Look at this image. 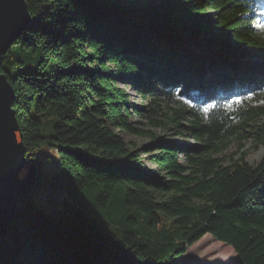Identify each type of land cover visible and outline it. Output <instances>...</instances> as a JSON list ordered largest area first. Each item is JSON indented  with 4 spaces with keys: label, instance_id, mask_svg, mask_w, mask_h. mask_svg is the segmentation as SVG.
<instances>
[{
    "label": "trees",
    "instance_id": "1",
    "mask_svg": "<svg viewBox=\"0 0 264 264\" xmlns=\"http://www.w3.org/2000/svg\"><path fill=\"white\" fill-rule=\"evenodd\" d=\"M26 1L30 21L0 72L15 91L36 181L0 236V264H172L207 236L234 249L236 264H264V154L256 165L246 150L230 164L213 156L236 134L239 150L251 134L255 148L264 145V105H255L264 61L253 59L264 53L261 0ZM119 80L156 104L172 100L169 88L180 83V95L214 102L186 127L203 144L135 125L138 111ZM232 96L253 131L232 125ZM180 113L171 117L177 125ZM112 125L152 141L133 149ZM45 146L59 158L52 175ZM42 184L63 193L60 202L49 198L60 207L52 215L36 201Z\"/></svg>",
    "mask_w": 264,
    "mask_h": 264
},
{
    "label": "rangeland",
    "instance_id": "2",
    "mask_svg": "<svg viewBox=\"0 0 264 264\" xmlns=\"http://www.w3.org/2000/svg\"><path fill=\"white\" fill-rule=\"evenodd\" d=\"M241 51H245L244 48H241ZM256 57H264V53L254 54ZM119 84L127 88L130 96L131 102L136 107L137 113L131 115L130 119L135 124L144 129H148L150 132L155 133L159 136L165 137L168 140L182 142L188 145H199L203 144V141L200 138H197L193 133L186 127L190 125L192 120V112H197L201 118L205 119L208 110L213 107L212 103H198L187 96L180 95L179 88L182 86L181 83L177 87H171L169 89L173 90V99H163L159 98L156 102L153 101V98L150 96H141L139 92L132 88L126 82L121 80L118 81ZM153 103V104H151ZM151 105L155 108V111H151ZM159 105V106H158ZM244 102L240 98H235L230 100L227 103V108L229 112H232L230 120L232 119V125H237L240 132H246L252 130L246 125L244 129V119L247 118V114L241 111ZM255 105L261 106L264 105V92H262ZM181 111V125L171 120V117L174 115V112ZM201 113V114H200ZM170 119V120H168ZM261 121H264V115L261 116ZM155 121H161L163 123H155ZM165 122V123H164ZM252 123V122H251ZM113 129L118 131L123 138L130 143L131 148L142 149L149 142L152 141L153 136L151 134L138 135L132 132L120 130L116 126H113ZM253 131V130H252ZM252 133V132H251ZM250 133V134H251ZM237 136V134H236ZM231 138L229 145L222 150L215 152L213 156H225V164L232 163L238 156L239 153L243 150L247 151L246 159L252 164L256 165L263 157L264 154V145L261 144L258 148H255V142L257 139L254 137V134L249 135L244 140H241L243 144L242 148L239 150V137ZM238 149V150H237ZM41 156H49L50 162L45 163V172L48 175H52L59 171V158L56 154V151L53 148L43 147L40 150ZM145 153L143 152V155ZM180 160L185 162L184 155L180 154ZM145 163L148 167H155L154 163L149 162L147 159ZM36 201L41 209L47 215H52L56 213L60 207L55 206L49 203V198L60 202L63 197V193L51 190L48 185L42 184L35 193ZM208 235L211 236L210 233ZM207 236V235H206ZM208 237V238H207ZM205 239H200V241H195L193 244L187 246L186 251L182 254L176 256L173 259L172 264H236L238 261V254L234 249L230 247L222 246L213 240H209V236ZM232 247V246H231ZM233 248V247H232Z\"/></svg>",
    "mask_w": 264,
    "mask_h": 264
},
{
    "label": "water",
    "instance_id": "3",
    "mask_svg": "<svg viewBox=\"0 0 264 264\" xmlns=\"http://www.w3.org/2000/svg\"><path fill=\"white\" fill-rule=\"evenodd\" d=\"M29 21L26 0H0V61ZM14 97L12 84L0 72V236L19 217L36 181V165L26 154Z\"/></svg>",
    "mask_w": 264,
    "mask_h": 264
}]
</instances>
